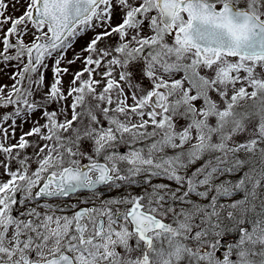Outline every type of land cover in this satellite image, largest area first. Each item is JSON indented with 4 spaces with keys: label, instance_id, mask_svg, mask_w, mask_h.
Masks as SVG:
<instances>
[{
    "label": "snow or ice",
    "instance_id": "obj_1",
    "mask_svg": "<svg viewBox=\"0 0 264 264\" xmlns=\"http://www.w3.org/2000/svg\"><path fill=\"white\" fill-rule=\"evenodd\" d=\"M0 33L2 121H45L0 142V264H264V0H0Z\"/></svg>",
    "mask_w": 264,
    "mask_h": 264
},
{
    "label": "rangeland",
    "instance_id": "obj_2",
    "mask_svg": "<svg viewBox=\"0 0 264 264\" xmlns=\"http://www.w3.org/2000/svg\"><path fill=\"white\" fill-rule=\"evenodd\" d=\"M22 12H23L22 7H20L19 10H16V11H14L11 7L8 10V14L13 15V16H19L20 14H22ZM112 22H113V25L121 22L120 15L119 14L115 15L113 17ZM4 30L6 31V27ZM102 31H103V29L100 27L96 28L95 30H92V29L87 30L86 32L82 33L79 37H77L76 41L72 45V48H70L67 51L66 60L64 62H62V64H61L62 68L68 69V74H66L63 77L65 89H67L68 84L70 83V81L72 79V74L80 71L84 67L82 60H77L74 64H68L67 60L74 59L77 54L81 55L82 57L87 56V53L83 52L82 50L85 47H87L90 40L93 39L97 33L102 32ZM0 35H2V33H0ZM116 39L117 38L113 37V38H110L108 40L102 41L99 44V47L104 48L108 44L114 45L116 42ZM0 50H2V45H0ZM53 66H54V61L49 60L48 61V68L46 70H44L45 87H44V89H42V91H47V86H49L53 82V78H54L53 72H52ZM17 71H18V68L16 67V61H11L8 63H4V62L0 61V86H6V87H4L5 93H7L11 89V85L14 83L12 76ZM86 76H87V74H85V78H86ZM96 78L99 79L100 77L96 76ZM137 79H139V77H137ZM141 82L143 83V85L145 87H150L147 80H142ZM38 98H39V93L37 94V99ZM70 101H71V98H69V101L66 103H70ZM129 103H131L130 100H129ZM59 108H60L59 104L53 103L49 106L48 110L49 111L59 110ZM13 111H14V106H8L6 108H0V122H3L2 117L5 114H11ZM67 116L69 119L71 118V110L70 109H68ZM60 119H63V117H60ZM37 120L40 121L41 124L45 122L39 113L33 114L31 117L28 118L27 122H25L23 119H17L16 125H15V130H14V135H13V129L8 128V125L11 124V120H9L7 122H3V126L5 128H8L9 135H8L7 140H3L2 136H0V142L5 143V146L17 143L20 136L23 135L25 132L29 131L34 126V123ZM180 123H184V121H181ZM26 139L31 141L33 143V145L40 144L42 146L43 143H45L44 141H40L38 137H27ZM82 147L86 152L91 151V142L83 141ZM36 150H38V149H35L34 147H30V148L26 149L23 154L32 156L34 151H36ZM119 151L123 154L126 151V149L124 146H121ZM2 159H4V155L2 153H0V160H2ZM12 166H13V169H15V167H17V163L13 162ZM31 167L33 170L36 168L34 158H33V162L31 164ZM3 172H4L3 168H0V180H7L8 177L6 175H4ZM157 182H160V181H157ZM163 182H166V181H163ZM134 191L139 192V191H141V189L136 188V189H134ZM122 194H124L122 190L121 191L113 190L111 192H105L103 199H107V198L113 197V196L118 197ZM88 195L89 194L85 192L79 197V199H85ZM76 201H77V197H72L70 200L67 201V203H75ZM53 202L55 203L56 201H53ZM98 203H99V201H98ZM81 206H85V205H81Z\"/></svg>",
    "mask_w": 264,
    "mask_h": 264
}]
</instances>
